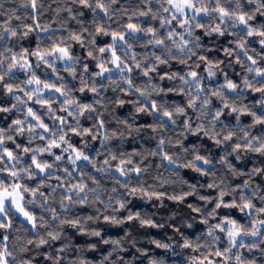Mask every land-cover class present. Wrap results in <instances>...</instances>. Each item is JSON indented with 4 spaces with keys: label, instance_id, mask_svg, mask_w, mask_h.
<instances>
[{
    "label": "clouds",
    "instance_id": "obj_1",
    "mask_svg": "<svg viewBox=\"0 0 264 264\" xmlns=\"http://www.w3.org/2000/svg\"><path fill=\"white\" fill-rule=\"evenodd\" d=\"M0 264H264V0H0Z\"/></svg>",
    "mask_w": 264,
    "mask_h": 264
}]
</instances>
